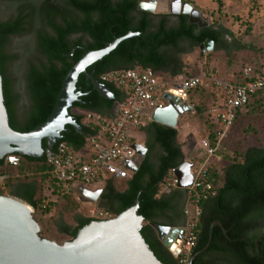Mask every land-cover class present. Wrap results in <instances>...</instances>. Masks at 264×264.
<instances>
[{
  "label": "trees",
  "instance_id": "obj_1",
  "mask_svg": "<svg viewBox=\"0 0 264 264\" xmlns=\"http://www.w3.org/2000/svg\"><path fill=\"white\" fill-rule=\"evenodd\" d=\"M41 1L37 0L36 4ZM57 1L58 5L43 4L37 8L34 0H0L14 8L7 20L0 21V76L8 123L15 132L28 133L50 117L65 76L85 51L103 49L106 43H112L129 32L139 33L138 37L120 43L108 56L87 68L89 74L113 93L112 100L102 98L89 85L84 74L78 77L76 92L83 96L73 103L69 114L81 131L76 132L73 127L66 126L55 144H68L77 152L85 147L88 138L96 135L95 129L83 124L84 113L112 118L114 105L124 99V94L115 86L101 81L103 74L137 68L170 77L187 74L182 55L191 53L194 48L199 49L207 40L214 43V51L207 56L222 53L229 63L236 53L250 49L236 40L223 25L215 23L198 29L196 25L189 24L187 16L179 15L177 24L171 26L168 16L137 12V0ZM215 2L220 11L223 0ZM78 14L83 16L82 20L75 18ZM74 34H82L88 39L71 40ZM26 36L34 37L29 50L32 59L27 60L23 79L27 106L24 115L17 119L14 103L17 99L15 94L19 93L13 89L15 79L10 77L8 70L9 64L18 56L8 52V48L11 38ZM74 49L73 56H67ZM241 71L235 76L238 77ZM214 72L211 73L218 76ZM188 99L194 104V110L187 114L202 117L205 122L202 139L207 133L218 131V127L208 119L207 112L220 102V91L206 83L191 90ZM74 109L79 113L74 114ZM259 109L264 111V95L260 94L253 96L237 113L234 128L251 111ZM138 132L143 134V144L147 149L144 160L135 173L131 172L125 178L109 175L104 179L98 188L102 190L100 200L94 207L116 217L138 202L137 215L144 219L140 233L149 249L162 264H182L184 255L175 257L157 239L149 225L185 227L187 222L184 208L190 192L177 188L162 191L169 174L187 161L179 141L180 133L178 128L155 123ZM228 146L229 140H225L218 152L227 165L224 168L210 167L207 182L212 186L213 195L199 203L201 214L197 239L187 260L206 247L211 234L209 248L192 264H264V135L261 142L259 138L258 144L243 150L232 153ZM42 147L44 150L47 148L45 141ZM14 155L19 158L15 166L6 163L5 159L0 160V195L19 198L32 207L41 238L62 244L74 239L80 229L98 221L89 214H83L90 205L80 203L72 189L66 190L57 183L44 155L37 159ZM198 156L190 158L193 164L200 161ZM46 191L57 194V199L48 201ZM52 208L59 214L60 221L46 216Z\"/></svg>",
  "mask_w": 264,
  "mask_h": 264
},
{
  "label": "water",
  "instance_id": "obj_2",
  "mask_svg": "<svg viewBox=\"0 0 264 264\" xmlns=\"http://www.w3.org/2000/svg\"><path fill=\"white\" fill-rule=\"evenodd\" d=\"M137 10L162 16L184 15L188 17L189 24L196 25L198 29L211 25L209 14L199 11L183 0H138ZM138 36L139 33L129 32L121 38H116L112 43H106L103 49L85 51L65 76L50 117L28 133L15 132L9 126L0 76V160L14 154L40 158L44 154L42 142L45 141L47 148L53 149L61 139V133L65 131L66 126L80 132L81 128L69 114L73 103L83 96L76 92L78 77L84 74L89 85L102 98L112 100L113 93L89 74L87 68L108 56L120 43ZM75 50L67 56H73ZM199 50L200 56L211 53L214 51V43L207 40L199 46ZM164 98L168 102L164 109H142L140 114L149 116L152 123L176 129L180 117L192 113L194 108L187 104L185 97L181 99L166 94ZM116 111L115 104L112 113L115 114ZM133 150L136 153L135 160L126 161L123 165L135 173L144 160L147 149L142 144H136ZM174 176L177 180V189H190L194 182L193 162L187 160L182 163L174 170ZM73 193L81 203L97 205L102 190L78 186ZM137 210L138 202L110 220L91 222L80 229L74 239L58 244L40 237V226L33 217L34 211L31 206L19 198L0 195V264H162L141 236L144 219L137 215ZM215 224L221 226L219 222ZM215 224L211 226L210 231ZM149 225L157 239L177 257L179 255L177 245L184 238V229L153 223ZM223 231L225 232L224 229ZM211 238L210 234L206 247L191 256L186 264H192L209 248Z\"/></svg>",
  "mask_w": 264,
  "mask_h": 264
},
{
  "label": "built area",
  "instance_id": "obj_3",
  "mask_svg": "<svg viewBox=\"0 0 264 264\" xmlns=\"http://www.w3.org/2000/svg\"><path fill=\"white\" fill-rule=\"evenodd\" d=\"M101 81L115 86L124 94V99L116 103L114 117L105 119L85 112L83 124L95 129L96 135L88 138L84 148L77 152L68 144L59 143L53 149L44 150L43 155L51 166L57 183L66 190L75 186L88 188L100 184L105 175L117 178L129 175L123 164L136 158L133 132L152 123L149 116L140 114L142 109H164L168 104L164 98L166 94L181 99L185 97L187 104L194 108V104L188 99V93L206 83L221 93L220 102L207 112L208 119L218 127V131H211L201 139V154L198 156L200 161L193 164L194 182L188 189L190 194L184 208L187 218L183 228L184 238L177 245L179 255L183 254L185 257L181 263L186 264L197 239V224L201 214L199 203L213 195L212 186L207 182L210 167L219 158L218 152L234 128L237 113L253 96L264 95V67H246L238 77L232 76L230 79L218 78L210 71L203 75L181 74L170 77L150 69H125L107 72L101 76ZM5 161L15 166L19 163V158L8 155ZM176 186L173 170L168 181L162 185V191H169ZM94 206L91 205L89 217L98 221L114 218L108 212L97 211Z\"/></svg>",
  "mask_w": 264,
  "mask_h": 264
},
{
  "label": "rangeland",
  "instance_id": "obj_4",
  "mask_svg": "<svg viewBox=\"0 0 264 264\" xmlns=\"http://www.w3.org/2000/svg\"><path fill=\"white\" fill-rule=\"evenodd\" d=\"M183 1L199 11L209 14L211 24L223 25L234 34L236 40L250 47L248 50L236 53L230 63L222 53L209 57L207 54L200 56V50L194 48L191 53L181 57L186 66L187 75H203L208 71L212 73L216 71L218 76L214 75L218 78L230 79L246 67H264V0H223V7L220 11L215 0ZM13 10V5L10 3L0 2V20H7L13 14ZM33 41V36L13 37L8 48V52L18 56L17 60L9 64V70L16 81L17 91L19 94H23L25 100L27 98L24 93L23 79L27 60L32 59L29 50L33 46ZM165 79H169V77H165ZM204 123L202 117L189 114H185L179 119L177 125L180 133L179 141L183 146L186 160L201 154L199 144L203 137ZM142 135L138 131L133 132L135 144L144 145ZM263 135L264 111L263 109L251 111L247 117L242 118V123H238L230 133L228 151L233 153L234 150H243L253 144H258L259 138L261 142ZM127 173L129 174L130 171L128 170ZM108 176L105 175L104 179ZM0 181H2L1 177ZM102 185H92L88 188L98 189ZM56 195L46 191L47 200L50 202L57 199ZM90 208L88 207L83 214L88 215ZM46 216L52 218L53 221L61 220L53 208Z\"/></svg>",
  "mask_w": 264,
  "mask_h": 264
},
{
  "label": "flooded vegetation",
  "instance_id": "obj_5",
  "mask_svg": "<svg viewBox=\"0 0 264 264\" xmlns=\"http://www.w3.org/2000/svg\"><path fill=\"white\" fill-rule=\"evenodd\" d=\"M33 4H34V6H36L37 8H39L43 4H54V5H58V1L57 0H43L39 4H36V2H34ZM137 6H138V0H137ZM58 9L61 10L60 7H58ZM136 11L137 12H145V11H139V10H137V7H136ZM151 15H153V16H162V15H154V14H151ZM165 16H168V24L169 25L174 26V25L177 24V22H178L177 16H172V15H165ZM75 18H77L78 20H82L83 19V16L81 14H78L77 16H75ZM0 21H2V20H0ZM81 37H83L84 39H88V37H84L82 34H74V35H72L70 37V39L71 40H75V39H78V38H81ZM8 73H9L10 77H12L11 76L12 74H11L10 70H8ZM13 89H14L15 93H19L17 91V89H16L15 81H13ZM15 95H17L16 96L17 99H16V101L14 103V108H15V112H16L17 119H20L24 115V113H25V107L27 106V102L24 99L23 94H15Z\"/></svg>",
  "mask_w": 264,
  "mask_h": 264
},
{
  "label": "crops",
  "instance_id": "obj_6",
  "mask_svg": "<svg viewBox=\"0 0 264 264\" xmlns=\"http://www.w3.org/2000/svg\"><path fill=\"white\" fill-rule=\"evenodd\" d=\"M73 113L74 114H78L79 113V111L77 110V109H74L73 110ZM227 140H229V139H227ZM213 165H215L216 167H219V168H224L226 165H227V163L224 161V159H222L220 156H219V158L218 159H216L215 161H214V164ZM78 186H75V187H73V189H72V191L74 190V189H76ZM88 189H90V188H88ZM90 190H98V189H90ZM76 196V195H75ZM77 197V196H76ZM77 199H78V197H77ZM79 201V200H78ZM80 202V201H79ZM81 203V202H80ZM83 204V203H82ZM85 205H90L91 206V204H85ZM178 228H184V227H178Z\"/></svg>",
  "mask_w": 264,
  "mask_h": 264
}]
</instances>
